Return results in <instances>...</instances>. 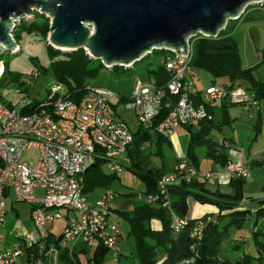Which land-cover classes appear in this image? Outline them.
Here are the masks:
<instances>
[{"label": "built area", "instance_id": "obj_1", "mask_svg": "<svg viewBox=\"0 0 264 264\" xmlns=\"http://www.w3.org/2000/svg\"><path fill=\"white\" fill-rule=\"evenodd\" d=\"M257 6L264 7V1ZM159 50L164 53L160 66L169 78L158 75L154 80L139 81L128 100L139 125L145 129L170 138L178 128L200 127L202 122L213 118L210 110L225 102L260 104L254 93L242 85L229 87L215 82L200 89L190 75L192 39L188 41V49L182 48L180 54L171 49H155L145 56ZM136 62L112 63L108 68H132ZM14 91L21 92L20 88ZM114 97L120 102L123 98L110 89L90 84L84 97L74 100L65 96L64 87L59 84L51 87L43 100L28 97L11 106L4 101L0 89V264H16L24 253L22 248L3 245L1 229L12 190L17 201L30 204L34 226L43 240L53 231L54 222L65 218L61 243L70 253L79 251L86 264H96L91 257L100 247L106 248L115 259L121 256L122 234L114 206L119 193L108 188L90 199L84 184L86 173L98 164L108 172L118 173L123 167L129 168L132 161L133 131L117 113ZM223 144L230 147L227 140ZM149 145L146 142L142 149ZM226 170L232 177L250 176L246 166L230 161ZM217 177L216 173L202 171L182 158L159 179V193L145 196L148 203L161 200L164 207L170 208V187L183 181ZM170 211L173 231L180 233L189 219ZM26 241L35 242V235ZM194 262L193 256L177 264ZM37 264L43 261L38 260Z\"/></svg>", "mask_w": 264, "mask_h": 264}, {"label": "trees", "instance_id": "obj_2", "mask_svg": "<svg viewBox=\"0 0 264 264\" xmlns=\"http://www.w3.org/2000/svg\"><path fill=\"white\" fill-rule=\"evenodd\" d=\"M252 7H255V5H250L247 10ZM229 23L217 36L200 34L198 37L192 39L193 59L191 70L193 68L204 69L211 74L213 79L212 83L219 82V79H221L223 81L221 83L229 87L248 83L245 87L254 93L260 103L264 99V81L255 77L254 70L256 67L244 68L242 66L239 45L233 36V30L230 28ZM18 27H21L22 31L35 33L48 42L50 19L46 15L34 13V19L32 21H24L19 24L14 32L17 43L20 37V35H17V31H19ZM48 52L52 58L51 69L53 75L63 85L65 96L74 100H79L84 97L87 92V86L91 84V78L99 73L100 67L104 65L103 62L93 59L83 48L72 51H61L48 42ZM153 52L155 54L158 52L161 53L162 51ZM0 61H3V57H0ZM3 63L4 71L0 76V89L3 90L7 87L15 86L16 88L23 87L27 91L28 87L22 81V74L20 72L10 71L8 64L5 61ZM118 67L121 66H113L110 70L114 71ZM154 73L156 77L160 75L162 79L169 78L168 73L164 72L163 66H159ZM125 100H129V98L123 97L122 101ZM9 105L12 106L13 104L9 103ZM231 105L233 104L229 102L223 103L221 106L223 114L220 121H217L213 116L212 119L202 122L200 127H186L190 137L187 145V157L184 159L188 163L200 168V162L195 156V147L205 145L207 148L206 156L212 157L213 160L221 162L222 167H226L230 161L226 150L228 147L214 140L211 133L213 129H221V126L230 121L229 107ZM214 110L211 109L210 112L214 113ZM262 123V115L259 112L254 127L256 136L262 130ZM133 135V145L130 149L132 161L129 169L145 181V195H156L159 193V179L164 174L170 172L174 168V165L180 162L182 158L177 157L173 166H169L167 160L164 158L160 164H156L154 158L156 156L163 157V150L172 147L171 139L155 131L145 129L140 125L136 131H133ZM224 140L227 139L224 138ZM146 142H149L150 145L142 149V146ZM228 142L230 146L233 143L231 140ZM253 164L254 166H264V160L255 161ZM115 177L116 173H108L106 169L98 164V166L93 167L85 175L84 184L86 194L92 196L102 188H111ZM246 182L247 180L244 177L232 178L229 183L231 192L226 193L220 190L213 192L207 188L205 182L199 181L198 179H193L189 182L183 181L180 185L172 186L169 189L170 208L164 207L161 204V200L153 204L148 202H134L131 209L116 207L115 211L118 214L116 220L118 222L119 218H123L129 223L130 235L135 239L136 248L142 264L157 263V248L164 249L165 258L161 264H177L193 256L195 257L194 264H252L254 255L245 254L235 262L222 260L219 257L221 241L227 237L229 227L231 225L241 226L253 213L251 209L242 207L240 204L244 199ZM125 196L134 198L136 194L131 192L122 196L119 193L118 199H126L123 198ZM190 196H193L202 204L215 205L218 212L215 214H205L201 218L189 219L188 224L180 233H174L172 226L173 214L170 210L180 217L187 218L188 197ZM258 203L259 205L254 214L256 217L254 233L256 241L261 243L263 248V243L258 239L260 234L264 235V224L262 228H258V225L261 219L264 220V198L259 200ZM154 219L161 222V230H156L152 227V221ZM44 240H46V247L36 253L39 256L33 260V263H36L38 260L45 261L51 248L50 243L52 242L58 246L60 264L87 263V260L80 256L79 251L70 253L69 249L61 247L58 244L61 241L60 236L55 237L50 234ZM240 246L241 244L235 245L237 248ZM107 253L106 248L100 247L94 251L91 258L95 259L96 264H104V258ZM257 258L261 259L262 257L257 256ZM258 264H262V262Z\"/></svg>", "mask_w": 264, "mask_h": 264}, {"label": "rangeland", "instance_id": "obj_3", "mask_svg": "<svg viewBox=\"0 0 264 264\" xmlns=\"http://www.w3.org/2000/svg\"><path fill=\"white\" fill-rule=\"evenodd\" d=\"M34 13L39 12L34 10L33 16H28L24 21H32L34 19ZM247 15L248 17L246 18ZM49 19L51 24V17H49ZM229 22L230 28L233 30V36L239 45L242 66L244 68L256 67L254 70L255 77L264 81V7L255 5V7L248 9L247 14L240 20L231 19ZM18 29L17 35H20L18 43L21 50L16 53L6 51L1 56L3 57V61L8 64L10 71L20 72L22 74V81L28 87L27 91H25L23 87H19L21 90L19 93L14 91L16 89L15 86H10L2 90L4 101L13 105L18 104L21 100L28 97L39 101L43 100L48 96L51 87L60 84L55 79L51 69L52 58L48 52V42L35 33L22 31L21 27H18ZM165 55L167 54L165 53ZM163 60L164 53L158 52L137 61L131 69L118 67L116 70L112 71L110 68L102 65L99 73L91 78L90 83L93 86L107 88L120 96L130 98L133 96L139 81L146 82L150 78L153 80L155 79L154 71L159 68ZM2 65L4 67V63ZM190 75L194 78L200 89H205L213 80L211 74L201 68H193L190 70ZM219 82L221 83L222 80L219 79ZM247 85L248 83H243V86ZM112 102L116 106L115 109L119 116L128 124L132 131H136L139 127V122L134 109L129 106L130 101L125 100L120 102L119 98L114 97ZM261 103L263 106L261 112L263 121L264 99L261 100ZM252 107L253 106L243 104L231 105L229 107L230 121L221 126V129H213L211 133L214 140L222 144L224 138L228 141H234L231 147L226 149L227 154L230 159L236 160L237 158H241L244 163L248 161V158H250L249 161L252 162L264 160V129L262 128L258 136H256L254 127L259 112ZM222 114V108H217L215 119L220 121L222 119ZM179 130H181V133L171 138L172 147L163 150L164 156H156L154 158L156 164H160L164 158L167 160L169 166H173L177 157H187V145L190 137L189 131L183 128ZM206 149L205 145H198L195 147V156L200 162V169L202 171H214V173L220 172L222 169L221 162L206 156ZM249 168L251 176L246 179V203L244 206L255 210L258 206V200L264 197V166H254V164H250ZM202 181L205 182L208 189L213 192H216L219 187L218 185H220V183L214 179L209 181L202 179ZM111 188L122 194V196L131 192L136 194L134 198L125 196L123 198L126 199H117L114 206L118 208H131L134 202H147L145 196V181L127 167H123L120 172L116 173ZM220 188L227 190V186L223 184H221ZM104 190L105 189L102 188L96 194L90 196V199H95L98 194L102 193ZM38 195H40V193H38ZM193 201L199 203L193 196L188 197V211L191 210V207L193 211ZM7 210L8 212L4 217L5 225L2 229L4 246L10 248L22 246L21 248H23L24 253L18 257L17 264H37V262L33 263V260L37 259L39 256L36 253L46 247V240L41 238L40 233L31 220L30 204L16 201V197L12 190L10 196L7 198ZM17 212H19L18 215L16 214ZM255 220L256 217L253 211L251 216H249L241 226L231 225L229 227L227 237L221 241L219 257L222 260H231L235 262L243 255L249 254L254 255V264H258L259 262L264 264V248H261V243L256 241L254 233ZM118 223L122 234V255L120 259L117 260L113 254L108 251L104 258V264H142L136 248L135 239L130 235L129 223L123 218H119ZM263 224L264 220L261 219L258 228H262ZM17 225L19 227H17ZM64 226V219H57L54 222V232L57 234L56 237L62 232ZM152 227L156 230H161L162 224L159 220L154 219L152 221ZM31 235H35V242L31 243L26 241V238ZM258 240L264 244V235L260 234ZM58 244L62 246L61 242ZM237 244H241V246L238 248L235 247L234 245ZM54 245H56V243H50V249L53 251L56 248L53 247ZM164 254V249L157 248L158 261L156 264H161L163 262L165 258ZM257 256H261L262 258L258 259ZM44 263L54 264L53 253L46 257Z\"/></svg>", "mask_w": 264, "mask_h": 264}, {"label": "water", "instance_id": "obj_4", "mask_svg": "<svg viewBox=\"0 0 264 264\" xmlns=\"http://www.w3.org/2000/svg\"><path fill=\"white\" fill-rule=\"evenodd\" d=\"M260 1L0 0V57L20 50L14 32L34 10L51 17L49 44L61 51L83 48L108 67L139 61L155 49L180 54L189 40L217 36Z\"/></svg>", "mask_w": 264, "mask_h": 264}, {"label": "crops", "instance_id": "obj_5", "mask_svg": "<svg viewBox=\"0 0 264 264\" xmlns=\"http://www.w3.org/2000/svg\"><path fill=\"white\" fill-rule=\"evenodd\" d=\"M245 15L247 14V12L246 13H244ZM248 17V15L246 16V18ZM245 20V19H244ZM223 82V81H222ZM243 86V85H242ZM245 87V86H244ZM218 108H220V107H218ZM252 108H255L256 110H257V112H262V109H263V106H262V103H261V101H260V104L258 105V106H253ZM217 109V108H216ZM216 109L214 110V113H213V116H214V118H215V116H216ZM229 113H230V110H229ZM263 123H264V120H263ZM263 123H262V128L264 129V126H263ZM180 128H178L177 129V131L170 137V139L171 138H173L174 136H178V134L179 133H181V130H179ZM184 129V128H183ZM185 130V129H184ZM234 142V141H233ZM231 147V146H230ZM230 147H228V148H230ZM249 157V156H248ZM249 159L250 158H248V161L246 162V163H244V162H242L243 160L241 159V158H237L236 160H233V159H230V162H233V163H235V164H241V165H244V166H246L248 169H249V171H250V168H249V165L250 164H253L254 163V161L252 162V161H249ZM200 169V168H199ZM212 172H214V171H212ZM217 175H218V177L217 178H215L214 180L215 181H218L219 183H220V185H218L219 187H218V190H220V191H223V192H226V193H229V192H231V188L229 187V183H230V181H231V179L232 178H235V177H232L231 176V174L229 173V172H227V170H226V167H222V169H221V171L220 172H217L216 173ZM250 176H251V171H250ZM249 176V177H250ZM248 177V178H249ZM248 178H246V179H248ZM199 181H202V179H198ZM213 180V179H212ZM207 181V180H206ZM209 181V180H208ZM221 184H223V185H226L227 186V190L226 189H221L220 187H221ZM246 185H247V182H246V184H245V187H244V199L241 201V206L242 207H245L244 206V204L246 203L245 202V190H246ZM208 188V187H207ZM263 189V188H262ZM210 190V189H209ZM229 190V191H228ZM264 191V190H263ZM264 197H262V198H260L259 200H261V199H263ZM259 200H258V202H259ZM17 201V200H16ZM193 211H192V207H191V210L190 211H188V214H187V218L188 219H193V218H201V217H203L205 214H210V213H217L218 212V209L214 206V205H211V204H208V205H203L202 203H195L194 201H193ZM258 205H259V203H258ZM205 206H207V207H205ZM258 207V206H257ZM257 207L255 208V210H252L251 209V211L253 212L254 211V214H255V212H256V210H257ZM132 208V207H131ZM130 208V209H131ZM210 208V209H209ZM246 208V207H245ZM7 212H8V210L6 209V214H7ZM5 214V215H6ZM17 215L19 214V212H17L16 213ZM30 217H31V220H32V216H31V206H30ZM62 219H64V222L66 223V221H65V218H62ZM33 221V220H32ZM5 225V224H4ZM3 225V226H4ZM52 228H53V231H49V233H48V236L50 235V234H52V235H54L55 237H56V233L54 232V224L52 225ZM2 229H3V227H2ZM1 229V230H2ZM63 229H64V227H63ZM63 229H62V231H63ZM62 233V232H61ZM61 233H59L58 234V236H60L61 235ZM48 236H47V238H48ZM122 237V236H121ZM61 242V241H60ZM62 244V243H61ZM3 245H4V236H3ZM264 245V244H263ZM61 246V245H60ZM235 246V245H234ZM261 246V245H260ZM6 248H10V247H8V246H5ZM53 247H56L55 248V250L53 251V250H49V252H48V254H47V256H49L51 253H53V262H54V264H60V261H59V258H58V253H59V250H58V246H56V245H54ZM61 247H63V248H67L68 249V247H64V245L62 244V246ZM120 247H121V244H120ZM19 248H21V247H19ZM262 248V247H261ZM263 248H264V246H263ZM23 249V248H22ZM58 251V252H57ZM108 252V251H107ZM121 255H122V248H121ZM121 257V256H120ZM120 257L117 259V260H119L120 259ZM17 264V263H16ZM43 264H44V262H43ZM252 264H254V262L252 263Z\"/></svg>", "mask_w": 264, "mask_h": 264}, {"label": "bare ground", "instance_id": "obj_6", "mask_svg": "<svg viewBox=\"0 0 264 264\" xmlns=\"http://www.w3.org/2000/svg\"><path fill=\"white\" fill-rule=\"evenodd\" d=\"M2 64H3V63H0V76H1V74L3 73V70H4V67H3Z\"/></svg>", "mask_w": 264, "mask_h": 264}]
</instances>
